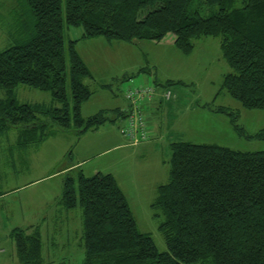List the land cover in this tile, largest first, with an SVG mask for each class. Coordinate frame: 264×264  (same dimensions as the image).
I'll use <instances>...</instances> for the list:
<instances>
[{"label":"trees","instance_id":"1","mask_svg":"<svg viewBox=\"0 0 264 264\" xmlns=\"http://www.w3.org/2000/svg\"><path fill=\"white\" fill-rule=\"evenodd\" d=\"M34 22L28 41L0 51V137L16 129L19 147L43 144L55 127L81 137L112 121L105 113L84 118L92 74L65 29L83 39L133 43L175 36L190 55L195 41L221 39L231 73L222 87L248 110L264 111V0H23ZM50 92L55 106L19 104L14 90ZM241 137L248 136L226 108ZM40 116H48L42 121ZM43 130V132H41ZM170 181L158 187L153 207L168 250L139 230L123 191L110 173L65 172L59 200L83 213V264H264V151L241 152L209 144H172ZM15 264H46L40 226L14 228Z\"/></svg>","mask_w":264,"mask_h":264},{"label":"rangeland","instance_id":"2","mask_svg":"<svg viewBox=\"0 0 264 264\" xmlns=\"http://www.w3.org/2000/svg\"><path fill=\"white\" fill-rule=\"evenodd\" d=\"M80 32L81 28L67 27L66 39L74 40L73 36ZM33 33L34 22L24 10V1L0 0V51L28 41ZM171 35L160 42H108L105 38H97L81 39L76 44V50L93 77L85 81L93 96L82 106L83 117L105 112L110 118L117 119L116 106L122 107L126 103L129 108L120 92L121 86L131 87L144 81H151L150 84L154 86L158 82L177 96L170 100L169 105L163 106L161 113L155 117L157 123L149 126L150 129L155 127V131L159 129V145L141 149L138 153L131 149L132 155L125 157V161L117 153H108L92 159L81 169L84 171L85 168L88 177L99 171L111 172L118 177L133 204L131 210L139 230L150 234L161 252L168 250L160 230L165 217L162 210L153 205L158 197V187L170 181L173 143L217 145L241 152L264 151V140L241 137L232 126L231 117L214 111L226 108L237 117V123L248 136H255L264 130V111L244 108L222 87L224 76L232 69L222 55L221 39H198L193 52L184 55L170 43ZM106 84L111 85L113 92ZM14 93L19 104L55 106L50 92L19 86ZM4 97V91L0 89V99ZM182 98L184 112L179 114L183 122L180 127H175L172 119L176 118L177 113L169 109L176 108ZM40 118L49 121L48 116ZM112 120L107 124L117 128V134L121 137L117 120ZM49 132L50 137L43 144L24 148L17 144L21 132L16 129L0 137V190L14 186L20 188L33 182L27 190L0 201V220L11 230L22 222L19 219L21 209H30L31 224L40 226L42 230L46 264H83V213L80 207L68 210L59 204L65 177V172L61 171L77 161V149L84 154H97L105 148L103 137L106 134L107 139L115 140L116 136L102 128L98 134H85L78 145L79 137L75 131L45 128V133ZM171 132L177 135L176 141L166 138ZM10 179L12 182L7 184L6 181ZM11 208L15 209L13 213ZM9 242L6 239L7 253L0 255V264L15 262V246L12 239L13 246Z\"/></svg>","mask_w":264,"mask_h":264},{"label":"crops","instance_id":"3","mask_svg":"<svg viewBox=\"0 0 264 264\" xmlns=\"http://www.w3.org/2000/svg\"><path fill=\"white\" fill-rule=\"evenodd\" d=\"M73 37H75V38L72 41H79L81 39L82 40H87V39H83L82 38L83 37V30L78 35H76V36L74 35ZM171 37H172V35H171ZM173 37H172V41H170V43L171 44H174V46H175V36H173ZM78 44H79V42H78ZM142 81H144V79ZM150 83H151V81H149V82L144 81V83L141 82V84H138V85H142V84L151 85ZM106 85H107V88H109L113 92V90L110 88L111 85L110 84H106ZM155 85L158 86V93L160 94V96L158 97V100H156L155 102L152 103L153 109L149 113V116H148V121H149V124L148 125L149 126L152 125V124L155 125L157 123L156 120H155V117L161 113V111L163 109V106L165 104L166 105H169L168 103H170L172 101V100L171 101L170 100L169 101H165V100L163 101L162 98H161V94L165 90V87L166 86H163V85H161L158 82H156ZM159 86H161L163 88H161ZM122 88H124V86H121L120 92L122 91ZM122 97H123V95H122ZM123 99L125 100L124 97H123ZM177 100H175V101L178 102ZM182 102H183V98L181 99L180 103L177 104L178 106L176 108H170L169 109V110L173 109V112L174 113H177L176 114V118L173 117V119H172V124L174 123L175 127H180L182 125V122H183V118H181V115H180L181 113L184 112V107H183L184 105H182ZM115 109L118 110L119 116H118L117 119L116 118H113V117L111 119H114V121L117 120L118 131L120 132V128L125 124V114L123 112L128 109V105L125 103L124 106H122V107L121 106H116ZM81 112H82V110H81ZM89 117H91V116H89ZM110 122H113V120L110 121ZM107 123L104 124V125H102L98 129L93 130V131H89V132L98 134L99 132H101V129L104 128L109 133H113L116 136L115 137V140L114 139H111V138H108L107 139V134H106L103 137L104 140H105V142H104L105 143V148H104V150H101V151L97 152V154H90V153L84 154V153H82V151H79V149H77L78 150V151H76L77 161L76 162H73L70 166H67L66 168H63V170L61 171V173H64V172H67V171L73 170V169L74 170L82 169L83 167H85L86 165H88L91 162L92 159H96L97 157H101V156H104V155H106L108 153H112V152L113 153H117L116 155H121L122 156V160L125 161V157H127L129 155H132V154H130V152H133V151H131V149L134 150L135 153H138L141 149H148V148L152 147V145H157V144L159 145V141L161 140V137L158 134L159 129H156L157 131H155V127H153L151 129V131L155 135V137H153V139H151L148 142L143 143L142 145H140L138 147L129 146L126 143V141H124V139L122 138V136L121 137L118 136V134H117V128L112 127L111 125H109ZM158 128H161V127L158 126ZM84 136H86V135H83V136L79 137L78 145L81 144L82 139H83ZM176 136H177L176 134H174L173 132H171L169 135L166 136V138L168 140H171V141H176L177 140ZM154 140H156V141H154ZM18 143H19V138L17 140V144ZM122 151H123V153L120 154L119 152H122ZM84 171H85V168H84ZM99 172H102V171H99ZM99 172H97V173H99ZM84 174H85V172H84ZM113 175L116 178L119 187L123 190V192H124V194H125V196L127 198V201H128V203H129V205H130V207L132 209L133 208V206H132L133 204L131 203V199H130L129 195L125 193L124 189L122 188L121 184L119 183L118 177L115 174H113ZM11 180L12 179L7 180L6 183L7 184L11 183L12 182ZM31 184H33V182H31L29 184H25V185L21 186L20 188H18V186L17 187L14 186L12 188H8L5 191L4 190H0V201H2L5 198L7 199V198H10V197H14V196H16V194H20L21 192L27 190V188ZM27 199H29V198H26L25 200H27ZM14 210L15 209L11 208L12 213L14 212ZM21 211L22 212L20 213V218L19 219L22 222H20V226H15L14 228H23L24 226H25V228H27V227L33 226V224H31V220H32V218L30 216L31 213L28 212V211H30V209H27L26 210V209L22 208ZM13 229L8 230L7 227H6V224L3 223L0 220V255H3V254H6L7 253V246L5 244L6 243V239H9V241H10L9 242V245L10 246H13V244L11 242V238H10V235H11V232H12ZM14 259H15V251H14V255H13V260ZM13 264H15V262Z\"/></svg>","mask_w":264,"mask_h":264},{"label":"built area","instance_id":"4","mask_svg":"<svg viewBox=\"0 0 264 264\" xmlns=\"http://www.w3.org/2000/svg\"><path fill=\"white\" fill-rule=\"evenodd\" d=\"M122 93L129 108L123 112L125 124L120 128V133L129 146H140L155 137L149 128L148 116L153 109L152 103L160 96L158 86L132 85L122 88ZM161 98L163 101H169L177 96L171 90L165 89Z\"/></svg>","mask_w":264,"mask_h":264}]
</instances>
